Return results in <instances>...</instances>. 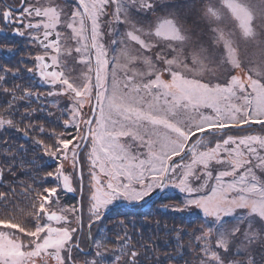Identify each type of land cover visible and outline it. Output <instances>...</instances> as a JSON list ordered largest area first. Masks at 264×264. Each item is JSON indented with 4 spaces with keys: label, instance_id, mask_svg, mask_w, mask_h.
<instances>
[{
    "label": "snow or ice",
    "instance_id": "6c2138e0",
    "mask_svg": "<svg viewBox=\"0 0 264 264\" xmlns=\"http://www.w3.org/2000/svg\"><path fill=\"white\" fill-rule=\"evenodd\" d=\"M0 21V33L12 26L34 49L30 67L0 65V134L20 132L56 162L31 184L15 179V154L0 167V183L7 171L10 191L19 183L32 194L24 221L4 204L0 264H80L81 255L82 264H141L140 252L126 251L124 220L116 248L100 225L120 204L140 206L170 188L183 207L164 209L202 214L184 264H264V0H22L0 5ZM248 43L253 57L241 49ZM21 71L47 90L7 87ZM38 111L65 132L19 126ZM48 178L54 186L34 187ZM62 191L78 193L76 203L64 205ZM175 231L173 260L185 248V230ZM110 252L119 254L109 261Z\"/></svg>",
    "mask_w": 264,
    "mask_h": 264
},
{
    "label": "rangeland",
    "instance_id": "374dc122",
    "mask_svg": "<svg viewBox=\"0 0 264 264\" xmlns=\"http://www.w3.org/2000/svg\"><path fill=\"white\" fill-rule=\"evenodd\" d=\"M236 27L238 28V25H236ZM210 37L208 39L207 38L205 39H207V41L210 42ZM241 49L248 57H253L257 51L255 46L251 43L241 44ZM26 105H29V104H26ZM39 107H40V102H38V106L36 108H34V106L31 108L38 109ZM20 111H24V109H20ZM29 123H36V124L44 125L45 128H47L48 130H51L54 128L56 132H65V129L63 127H58L55 124H51L46 119L45 114L39 111L35 114L34 118L31 121L29 120L23 124L26 125ZM67 131L70 132L73 130L68 129ZM29 134L30 136L35 135L34 132H30ZM37 138L42 139L47 143L52 142L51 140H49L47 135H41ZM2 146H4V148L0 150V162L2 158H6L8 155H10V154H3V155L1 154V151L5 150V147H7L4 144ZM25 147L27 149H32V150L37 149L32 146V142H31V145H26ZM14 148H17V146H15ZM36 156L38 157L37 158L38 163L43 162V164H45V166L47 167L48 166H54V168L56 167V162L54 161V159L49 158L47 155H43L42 150L39 148L37 149ZM64 166L69 172L71 171L70 161L65 162ZM40 168L43 169L42 167ZM51 170L52 169L48 171H51ZM47 172L45 171L39 172V177L40 178L43 177ZM54 183L55 182L51 178H48L46 181L41 182V188L39 189H42L44 187L54 186ZM65 192L66 191H64V193ZM73 193L76 196L78 195V193L76 192H73ZM22 194H19V195L21 196ZM26 197L27 195L22 197L23 200H26ZM160 198L162 199L161 201L159 200ZM183 199H184L183 194H180L178 190L170 188L165 192H159L155 197L152 198L151 201H147L143 205L136 206V207H132L129 204L119 205L107 215V218L104 219L103 224L100 225V227H104L106 229V234L108 236L107 246L109 248L117 247L116 236L118 233L119 235L123 236L124 233L123 231H121L120 227L116 225V221L124 220L126 222V227L128 229V235L131 237L130 249L126 251L135 250V251L140 252L141 256L139 257V259L141 261V264H149V260L147 259L144 260V258L146 257L144 254H147L148 258L150 259V261L153 262V264H178V262L176 261L177 259L173 260L170 258H166V256H177V254L174 251V247L172 243H170L171 249L165 250L164 248L166 247V245L165 247H160L159 245H157L156 247L153 241L155 242V238L157 237L156 234L161 229L168 231L170 235L174 237H176V231H175L176 229H184L185 231L181 233L182 235L181 243L185 245V250L188 251L187 259H189L190 257H189V250H187L188 249L187 245H189L190 242L195 243V241L193 240V237L190 236L188 233H191L195 228H197L203 222L202 219L198 218V216L202 214H199L198 210H191V211L185 210L184 212H177V211H171V210L164 209L162 210L163 212L166 211L170 213L168 214L169 219H160V220H158L159 214H156L158 207L160 208L162 207V205H165V204L169 205L170 207H183L181 203ZM158 200L160 201L159 205L157 204ZM1 205H4V204H1ZM146 208H147V211H144V209ZM0 210L3 211V212H0L3 214L5 211V207L2 206ZM29 212L25 214H28ZM15 213L18 214L19 212L16 211ZM26 218H27V215H24V214H19V217H17V219H20L23 221ZM132 222H134V227H133ZM86 225H87V220L85 219V226ZM158 228L160 229L158 230ZM156 230L158 231L155 233ZM93 232L97 236L99 235L96 231V226H94ZM160 241H162L161 238H160ZM114 254H119V253L110 252L107 254V259L110 261ZM157 257H159V259H157ZM45 261H46V264H54V261L47 257L38 258L37 264L45 263ZM82 261L83 260L80 261V264H82Z\"/></svg>",
    "mask_w": 264,
    "mask_h": 264
},
{
    "label": "trees",
    "instance_id": "16d2710c",
    "mask_svg": "<svg viewBox=\"0 0 264 264\" xmlns=\"http://www.w3.org/2000/svg\"><path fill=\"white\" fill-rule=\"evenodd\" d=\"M211 36V33H208L205 38H209ZM207 39H205L207 41ZM31 104L30 107L36 108L38 106V101H35V99L31 100ZM2 106H0V111H3V108L6 107V105L0 104ZM29 105H24L22 104L20 109H25V107H28ZM28 145H31V140H29V143L27 142ZM38 149V148H37ZM37 149H27V152H10L11 154L8 155L6 158H2L1 162H0V167L4 168L5 170L7 169V167L9 166L10 163H12L11 161V157L13 156V154H15V164L17 165L13 171L16 173V177L15 179L17 181H26L28 184L32 183L31 180V176L35 175L37 177V179H39V172L41 171H45L47 172L50 169H53L54 166H45V164H43V162H37ZM34 161V164H33ZM23 163V169H32L31 172H27L24 171L21 167L20 164ZM40 167H42L43 169H41ZM13 179V177L7 173V171H5L3 180L4 183H0V192L6 193L9 200L8 201H4L2 203H0V208H2L1 204H7V208L8 209H12L13 207H15V212H19L18 214H14L16 217H19V214H24L27 215L25 213L27 212H31L32 211V200H31V193H29L26 197V200H23L22 197L25 196V194L23 193V189H24V185L16 183V184H12V188L14 189L13 191H10L9 188L7 187V184ZM35 188L39 189L41 188V182L37 183L35 186ZM23 193V194H22ZM19 194H22L21 196ZM160 201L162 200L161 198L159 199ZM157 202V204L159 205V201ZM6 210V209H5ZM144 211H147V208L144 209ZM0 212H3L2 210H0ZM156 214L158 215V220L160 219H169V212H163L161 208L158 207V210L156 212ZM0 216H2V213H0ZM20 220V219H18ZM23 221V220H20ZM164 221V220H162ZM160 228H158L159 230ZM156 230L155 233L158 231ZM152 234V233H151ZM157 237L155 238V242L153 241V243L155 244V246L157 247V245H159L160 247H166L164 248L165 250L167 249H171L170 248V243L173 244L174 247V251L177 254V248H176V239L174 236L170 235V233L164 229L159 230V232L156 234ZM160 238L162 241H160ZM168 242V243H167ZM164 250V251H165ZM188 250V249H187ZM183 252V257L182 258H177V262L178 264H183L185 260H187V253L188 251L184 249L181 250ZM146 257L144 258V260H149V264H153L152 261H150V259L148 258L147 254H144ZM160 263V262H159Z\"/></svg>",
    "mask_w": 264,
    "mask_h": 264
},
{
    "label": "flooded vegetation",
    "instance_id": "af4514ba",
    "mask_svg": "<svg viewBox=\"0 0 264 264\" xmlns=\"http://www.w3.org/2000/svg\"><path fill=\"white\" fill-rule=\"evenodd\" d=\"M21 3L22 0H0V5H12L15 7H20ZM4 27L5 26L3 22L0 21V28H4ZM26 43L27 42L23 38L12 35V26L6 27L5 31L3 33H0V49L13 48L16 50L11 54L5 53L4 51H0V65H4L13 69H15L16 67H19L21 69H23L25 66L30 67L31 63L26 57H27V53L34 51V49L26 48L25 47ZM22 56L25 57L23 63L20 62ZM30 83H36V82L31 81L28 73H26L25 71H21L20 76L16 77L15 79L9 76V84L6 86L11 87L12 84L27 86ZM34 89L40 92H44L47 90L45 86H41L38 83H36V87ZM17 95H19V93H17ZM31 102L32 101H30V103ZM0 104H3V98H0ZM22 104L26 105L28 103H22ZM17 120H19V116H17ZM27 121L29 120L25 119L23 123ZM23 123L19 125L21 128L24 127ZM5 141L7 142L6 144L4 143ZM27 142L29 143V139H26L20 132H17L15 130H9L3 132L2 134H0V150L4 148V146H2L3 144L6 145L7 147L11 146V148L8 151L2 150L1 154L3 155V154H11L10 152H15V153L21 152V151H17V148L14 147L15 146L18 147L20 145H24L25 147L26 145H28ZM7 147H5V149ZM59 196L62 200V203H64L66 206L76 203L78 198V195L76 196L73 192L64 193V191L61 192ZM86 231H87V225L85 226V232ZM81 247H86V245H81ZM78 259L81 261L84 259V257L81 255ZM40 264H45V263H40Z\"/></svg>",
    "mask_w": 264,
    "mask_h": 264
},
{
    "label": "water",
    "instance_id": "95a60500",
    "mask_svg": "<svg viewBox=\"0 0 264 264\" xmlns=\"http://www.w3.org/2000/svg\"><path fill=\"white\" fill-rule=\"evenodd\" d=\"M158 192H159V191H158ZM158 192H157V193H158ZM157 193H156V194H157ZM156 194H154V195H156ZM154 195H153V196H154ZM146 202H147V201H146ZM123 204H124V205H127L126 203H123ZM123 204H120V205H123ZM162 209L164 210L163 207H162Z\"/></svg>",
    "mask_w": 264,
    "mask_h": 264
}]
</instances>
